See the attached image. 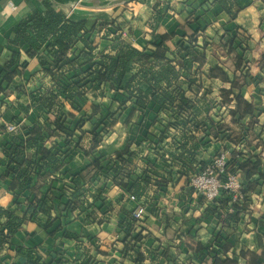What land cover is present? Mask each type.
<instances>
[{"label": "trees", "instance_id": "16d2710c", "mask_svg": "<svg viewBox=\"0 0 264 264\" xmlns=\"http://www.w3.org/2000/svg\"><path fill=\"white\" fill-rule=\"evenodd\" d=\"M172 1L157 2L155 23L159 22L160 17L177 10ZM216 2L232 19L237 16L240 9L237 0ZM183 11L187 23L193 22L197 9L187 7ZM90 21L88 17L70 15L46 1L43 8L32 10L14 26L9 38V55L0 62V109L1 106L10 105L9 96L12 93H24L30 98L28 103L19 105L23 115L14 117L16 130L8 131L0 123L7 137L0 145L5 159L4 174L9 178V190L14 193L13 205H0V261L3 263L51 264L46 251L41 248L43 238L38 234L42 233L45 238L61 232L63 237L78 240L79 246L76 259L59 256L56 259L58 264H97L99 260L85 246V241L74 237L66 229L69 221H62L61 213L70 211L83 217L86 222L101 226L104 221L99 218L98 210L105 213L114 210L104 195L112 184L121 186L134 195L136 201L139 199V203H143L140 199L146 197L152 180L149 176V140L165 172V176H158L160 178L153 183L157 192L174 180V173L179 177L189 174L192 177L208 164L201 165L196 157L197 142L205 141V137H197L199 133L203 131L206 137L219 139V130L228 127L224 138L226 148L229 146L231 149L228 169L240 173L243 199L234 203V211L227 214L222 213V208L232 198L228 190L223 189L216 200L210 201L217 205L211 209L223 223L241 220L249 192L258 183L243 182L252 168L263 163L260 154L245 150L254 144V140L260 139L255 129L259 121L254 103L242 94L232 95L233 88H222L219 105L227 107L230 116L227 123L222 121L226 117L222 118L221 113H218V121L212 117L213 98L188 93L197 82V72L207 63L210 44L217 45L219 50H224L236 60L239 58L237 35L233 29L227 30L216 43L209 41L199 27L191 35H182L175 47L168 44L175 32H158L154 35L156 41L148 40L145 47L138 48L122 33V23L113 18L111 21H101L99 31L110 25L121 31L112 35L107 30L104 38L111 40V43L98 49L91 31L87 29ZM129 33L132 35L133 31ZM23 51L29 59L38 61V70L44 73L40 83L31 90L27 89L26 84L33 74H27L30 62L22 58ZM133 70L132 77L126 81L128 73ZM18 76L24 77L22 84L16 82ZM210 76L231 82L221 65L211 67ZM46 77L48 81H45ZM163 114L171 120L162 125L160 133L152 138L149 127L161 120ZM249 116L252 119L245 124L244 119ZM93 118H97L91 131L92 140L96 143L103 144L106 135L119 120L128 126L129 136L120 146L103 144V148L93 150L90 164H97L98 168L89 175L84 173L85 168L73 170L70 165L83 149L85 126ZM175 125L181 128V145L177 141V153L170 149V143H165ZM195 138L198 140L195 146H189ZM164 143L168 148H164ZM261 143L260 139L258 145ZM134 146H144L148 151L140 156L145 168H138L135 160L139 158V153ZM111 153L116 156L114 159L108 157ZM103 157H106L105 161H102ZM194 163L200 167L193 169ZM59 180L65 183L60 189L62 194L57 196L54 191ZM97 182L100 185L95 193L90 194L88 185ZM204 200L199 196V201ZM144 205L147 214L149 201H145ZM122 212L125 217L118 221L121 230L133 239L144 237L142 226L136 231L139 220L135 218L133 210L123 207ZM29 221L38 224L34 233H26L32 236V246L18 245L17 255L12 259L11 253L3 251L5 248L12 249L13 238L23 231ZM82 237L101 253L96 245V234L89 233ZM128 249L126 245L121 253L125 254ZM243 254H249L254 264H263L264 251L261 255L256 252ZM212 258V264H223L218 256L212 255Z\"/></svg>", "mask_w": 264, "mask_h": 264}, {"label": "crops", "instance_id": "0c3cea01", "mask_svg": "<svg viewBox=\"0 0 264 264\" xmlns=\"http://www.w3.org/2000/svg\"><path fill=\"white\" fill-rule=\"evenodd\" d=\"M46 1L52 2L75 17L84 16L91 19L87 29L91 31L98 49L111 43V40L104 38L105 29L99 31L100 22L106 20L107 17H110V20L117 18L122 11H125L123 17L131 18V23L126 29L128 34L125 36L129 37L138 48L145 47L148 40L156 41L154 35L158 32L170 34L175 32V36L168 40V44L175 47V43L182 35H191L194 29L199 27L201 33L208 37L209 41L216 43L230 28L235 31L239 58L236 60L233 56H228L224 50H219L217 45L210 44L207 48V63L197 72V82L191 90H188V93L213 98L211 114L215 121L219 119L218 113L223 115L222 118L226 117L222 120L223 122L228 123L230 120L227 107L219 105L222 100L221 89L224 87L233 88L232 95L242 94L255 105L259 121L255 129L262 143L258 145L260 139L254 140V144L245 150L251 154H260L263 163L259 167L252 168L243 180L245 183L249 181L258 183L249 192V200L244 203L246 209L242 212L241 220L226 224L217 218L211 209L217 205L206 200L199 201V196L190 185V174L179 177L174 173V180L156 192L153 183L156 178H160L158 176H165V172H163L159 155L150 140L149 176L152 180L149 183L146 197L140 199L143 203H139V199L138 201L133 199V195L121 186L112 184L104 195L108 197L114 210L106 213L98 210L99 218L101 217L104 221L101 226L86 222L83 217L70 211H62L61 216L62 221H69L65 225L69 233L83 239L85 246L96 255L99 260L97 264H212V255L222 259L223 264H254L249 254L244 255L243 253L256 252L261 255L264 251V0H237L240 9L234 19L216 0H176L177 10L160 17L159 22L156 23L155 6L159 0H0V62L9 55V38L14 26L32 10L43 8ZM11 2L16 6L13 11L8 6ZM189 5L197 9L192 24L187 23L186 13L182 12L187 7L191 9ZM123 17H119L118 20H122ZM109 27L111 29L108 30L112 35L121 31L112 28L111 25ZM130 30L133 31V37L129 33ZM200 43H203L202 37H200ZM22 58L30 62L27 74H33L26 84L27 89L31 85L34 89L36 84L40 83V78L44 76V73L38 70V61L29 59L24 51ZM216 65H221L225 69L231 82H224L220 77L210 76V68ZM133 73L134 70L128 73L126 81L132 77ZM23 79L24 77L18 76L16 82L22 84ZM48 80L49 78L46 77L45 81ZM234 80L236 82H232ZM9 100L11 102L9 106H1V124L14 123L15 116L23 115L19 105L28 103L30 98L24 93H12ZM160 119L149 127V134L152 138L160 133L162 125H166L171 120L166 114L161 115ZM251 119V116L245 118V124ZM96 121L97 119L93 118L86 124V133L82 140L83 149L70 165L73 170L85 168L84 173H89V175L95 173L98 168L97 164L93 166L90 164L93 150L103 148V144L114 143L115 146H120L129 136L128 128L123 126L124 132L121 136H111L109 141L105 140L103 144L96 143L92 140L91 133ZM180 129V125H175L169 133V138L165 140V143L171 144L170 149L175 153L181 145ZM227 132L228 127H224L219 130V139H213L206 137L202 131L199 135L197 134V137H205L204 143L197 142L196 138L189 143V146H195L194 143L197 142L196 157L201 165L209 163L221 150L230 152V147L226 148L224 141ZM6 140L7 137L0 128V145ZM165 143L164 148H168ZM134 149L139 153V158L135 160L138 168H145L140 156L147 154L148 151L144 146H134ZM108 157L114 159L116 156L111 153ZM4 160V155L0 151V205L8 207L13 205L14 193L7 186L9 178L4 174ZM105 160L106 157H103L102 161ZM198 167L200 165L192 164L193 169ZM175 169L177 170L178 167ZM240 179H242L241 175ZM65 181L56 182L54 192L57 196L62 194L60 189ZM98 185L100 182L89 184V193H95ZM145 201H149V210H147L146 217L142 219L143 221L139 220L136 223V231L141 229V226L144 228V237L133 239L131 235L121 230V224L118 221L125 217L122 212L123 207L134 212L137 206H145ZM231 211H234L233 203L229 200L228 204L222 208V213L227 214ZM57 213L60 214L59 211ZM37 227L38 224L35 221L26 223L23 231L13 238L12 249L5 248L3 253L8 251L14 259L18 245L32 246L30 242L32 236L26 233H34ZM89 233L96 234V245L99 246L101 253L97 252L96 247L87 242L85 237H82ZM38 235L43 238L41 248L46 251L47 260L51 264H58L56 259L59 256L67 259H76L78 256L76 252L79 246L78 240L63 237L61 232L52 237L45 236V238L42 233ZM126 245L129 249L122 254L121 250ZM198 249L201 250L198 251ZM0 264L6 263L0 261Z\"/></svg>", "mask_w": 264, "mask_h": 264}, {"label": "built area", "instance_id": "2783aa9c", "mask_svg": "<svg viewBox=\"0 0 264 264\" xmlns=\"http://www.w3.org/2000/svg\"><path fill=\"white\" fill-rule=\"evenodd\" d=\"M11 11L16 6L11 2L9 5ZM8 131H14L17 124L14 122L6 124ZM229 151L221 150L205 166V168L191 177L190 185L197 196L204 197L206 201H214L220 195L223 189L228 190L231 195V203L239 202L243 199V191L240 179V173L228 169ZM225 177V179H224ZM134 199L135 196L133 195ZM146 208L143 205L137 206L134 216L137 220L144 219Z\"/></svg>", "mask_w": 264, "mask_h": 264}, {"label": "rangeland", "instance_id": "374dc122", "mask_svg": "<svg viewBox=\"0 0 264 264\" xmlns=\"http://www.w3.org/2000/svg\"><path fill=\"white\" fill-rule=\"evenodd\" d=\"M173 3H174V5L177 3V1L176 0H173L172 1ZM125 11H122V13L117 17V19L119 18V17H123V13H124ZM106 20H109V21H111L110 20V17L108 18H106ZM120 23H122L121 24V27H122V33L125 35V34H128V30H126V29H128V24L129 23H131V18H129V17H126L125 18V16L122 18V20H120ZM112 26V28H115L116 29V27L115 26H113V25H111ZM105 28V33H106V30H108V29H111V27H109V26H105L104 27ZM131 29V28H130ZM103 33H104V31H103ZM132 37H133V35H132ZM131 37V38H132ZM28 84V83H27ZM37 85V84H36ZM31 89H33V86L31 85V86H29V90H31ZM0 118H1V116H0ZM97 119V118H96ZM1 121V120H0ZM4 126H6V124H3ZM123 126H125V127H127L128 128V126L125 124V123H123L121 120H119L117 123H115L114 125H113V127L110 129L111 131L109 132V134H107L106 135V141H109V139H110V137L112 136V137H114L115 135H119V136H121L122 135V133L124 132V127Z\"/></svg>", "mask_w": 264, "mask_h": 264}]
</instances>
